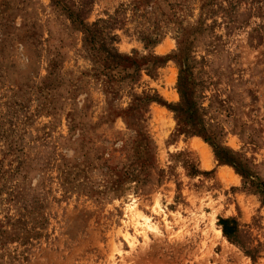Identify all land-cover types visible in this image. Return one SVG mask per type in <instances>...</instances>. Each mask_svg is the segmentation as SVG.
I'll list each match as a JSON object with an SVG mask.
<instances>
[{"label":"rangeland","instance_id":"1","mask_svg":"<svg viewBox=\"0 0 264 264\" xmlns=\"http://www.w3.org/2000/svg\"><path fill=\"white\" fill-rule=\"evenodd\" d=\"M179 46L264 182V0H0V264H264L259 195L169 108Z\"/></svg>","mask_w":264,"mask_h":264},{"label":"trees","instance_id":"2","mask_svg":"<svg viewBox=\"0 0 264 264\" xmlns=\"http://www.w3.org/2000/svg\"><path fill=\"white\" fill-rule=\"evenodd\" d=\"M74 16V13L69 11V19H71L73 23L75 22ZM149 43L155 45L158 43V41L153 39L149 41ZM103 48V50L107 52L106 59H109L112 62L117 60L127 62L136 68L134 70L135 72L138 70L137 63L132 61V59L129 57L122 56L113 50L105 48L104 46ZM185 53H187L186 48L179 46L177 53L172 57V59L179 66L177 92L180 96V101L176 105H169V108L175 114V119L179 129L185 131V133L201 137L202 140L212 148L219 164L232 167L235 172L243 178L244 183H248L254 190L253 192L259 195L260 201L264 205V182L260 181L258 177L254 176L247 165L237 158L233 152L220 145L216 141L214 132L206 126V123L203 119V112L198 107L194 99L196 79L192 73V67L187 64V57L185 58ZM153 61L158 65L164 63L163 59L160 57L153 58ZM151 101H155V99H138L133 110H136L140 106H143ZM126 122L129 127H136L133 116H128ZM218 224L221 227V232L224 237L230 240H234L237 237L238 225L234 219H219Z\"/></svg>","mask_w":264,"mask_h":264},{"label":"bare ground","instance_id":"3","mask_svg":"<svg viewBox=\"0 0 264 264\" xmlns=\"http://www.w3.org/2000/svg\"><path fill=\"white\" fill-rule=\"evenodd\" d=\"M205 167V166H204Z\"/></svg>","mask_w":264,"mask_h":264}]
</instances>
